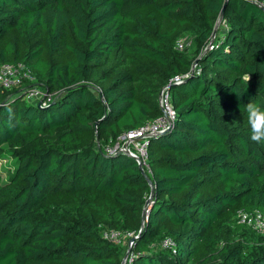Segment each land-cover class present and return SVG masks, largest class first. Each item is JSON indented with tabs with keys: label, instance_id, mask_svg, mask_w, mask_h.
Returning a JSON list of instances; mask_svg holds the SVG:
<instances>
[{
	"label": "trees",
	"instance_id": "16d2710c",
	"mask_svg": "<svg viewBox=\"0 0 264 264\" xmlns=\"http://www.w3.org/2000/svg\"><path fill=\"white\" fill-rule=\"evenodd\" d=\"M4 63L56 94L0 89V264H122L128 246L104 230L135 233L131 264H264V233L237 222L264 210L244 108L264 106V0H0ZM165 86L177 119L145 175L103 148L158 118Z\"/></svg>",
	"mask_w": 264,
	"mask_h": 264
},
{
	"label": "built area",
	"instance_id": "2783aa9c",
	"mask_svg": "<svg viewBox=\"0 0 264 264\" xmlns=\"http://www.w3.org/2000/svg\"><path fill=\"white\" fill-rule=\"evenodd\" d=\"M192 39L184 37L178 40L176 49L184 51L192 46ZM182 77L176 76L173 81L180 82ZM36 75L24 64L4 63L0 66V89L23 94L25 99L46 105L53 100L54 93L36 85ZM159 105L162 114L146 122L144 125L131 129L120 135L115 142L105 145L104 152L109 155L117 153L129 154L138 163L142 162L143 167L148 166L149 145L151 138L168 130L177 119V111L174 108L169 86L162 88L159 98ZM140 158V159H139ZM237 222L252 228L258 233H264V210L248 211L241 209L237 213ZM103 236L118 244L129 247V241L135 237L134 232H123L119 230H104ZM162 247L177 253V245L174 239L167 237L162 241ZM133 255L129 254L126 264H131Z\"/></svg>",
	"mask_w": 264,
	"mask_h": 264
},
{
	"label": "clouds",
	"instance_id": "9594fccd",
	"mask_svg": "<svg viewBox=\"0 0 264 264\" xmlns=\"http://www.w3.org/2000/svg\"><path fill=\"white\" fill-rule=\"evenodd\" d=\"M243 80L248 83L250 75H245ZM244 108L248 116L250 141L256 144L264 143V106L250 101L244 105Z\"/></svg>",
	"mask_w": 264,
	"mask_h": 264
},
{
	"label": "water",
	"instance_id": "95a60500",
	"mask_svg": "<svg viewBox=\"0 0 264 264\" xmlns=\"http://www.w3.org/2000/svg\"><path fill=\"white\" fill-rule=\"evenodd\" d=\"M223 15H224V10H222V13H221L220 19H219V21H218L217 27H216V29H215V31H214V33H213V40H214V38H215L216 35H217L218 27H219V24H220V22H221V20H222V18H223ZM213 40H212V41H213ZM212 41H211V42H212ZM196 64H197V63H196ZM127 155H129V154L127 153ZM129 156H130V155H129ZM139 159H140V158H139ZM139 165H140V167H141L143 173L146 175V171H145V169H144V167H143L142 162H140ZM148 179H149V183H150V185H151V189H152V191H151V196H150V198L147 200L146 205H145V209H144V213H143V225H144V222H145V221L147 220V218H148V213L150 212V208H151V207H150V201H151V198H152L153 195H154V183H153V181H152L150 178H148ZM135 238H136V237H133V238L130 239V241H129V242H130V243H129V247H128L127 251H126V255H125L124 259H123V263H122V264H126V260H127L128 256H129L130 252H131V245L133 244Z\"/></svg>",
	"mask_w": 264,
	"mask_h": 264
},
{
	"label": "rangeland",
	"instance_id": "374dc122",
	"mask_svg": "<svg viewBox=\"0 0 264 264\" xmlns=\"http://www.w3.org/2000/svg\"><path fill=\"white\" fill-rule=\"evenodd\" d=\"M219 26H220V24H219ZM218 29H219V27H218ZM218 32H217V34H218ZM14 164H15V162H13L9 156H6L5 158L1 159V168H2V170H4V174L7 173V170L13 168ZM124 246H125V244H124Z\"/></svg>",
	"mask_w": 264,
	"mask_h": 264
}]
</instances>
